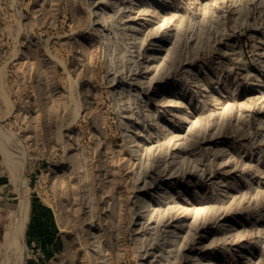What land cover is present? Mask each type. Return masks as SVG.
<instances>
[{
  "label": "rangeland",
  "instance_id": "rangeland-1",
  "mask_svg": "<svg viewBox=\"0 0 264 264\" xmlns=\"http://www.w3.org/2000/svg\"><path fill=\"white\" fill-rule=\"evenodd\" d=\"M0 132V264H264V0H0Z\"/></svg>",
  "mask_w": 264,
  "mask_h": 264
},
{
  "label": "bare ground",
  "instance_id": "bare-ground-1",
  "mask_svg": "<svg viewBox=\"0 0 264 264\" xmlns=\"http://www.w3.org/2000/svg\"><path fill=\"white\" fill-rule=\"evenodd\" d=\"M0 133H1V132H0ZM0 135H1V134H0ZM0 145H1V144H0ZM1 148H2V147H1ZM3 149H4V148H3ZM4 150H5V149H4ZM2 152H3V150H2ZM2 152H1V153H2ZM7 152H8V151H7ZM7 152L5 153V155L8 154ZM1 155H3V157H5V156H4V153L1 154ZM8 156H9V155H8ZM7 158H8V157H7ZM7 158H6V159H7ZM6 159H5V160H6ZM8 159H9V158H8ZM7 163H8V161H7ZM10 163L12 164V162H10ZM10 163H9V164H10ZM21 164H22V163H21ZM7 165H8V164H7ZM8 166H9V165H8ZM24 192H25V191H24ZM27 195H28V194H27ZM21 196H22V195H21ZM24 199H25V198H24ZM24 199H23V200H24ZM19 200H20V199H19ZM21 200H22V199H21ZM26 201H27V200H26ZM18 202H19V201H18ZM23 203H24V202H23ZM16 205H17V204H16ZM20 205H21V202H20ZM18 206H19V205H18ZM18 206H17V207H18ZM24 206H25V204H24ZM24 206H23V207H24ZM21 207H22V206H21ZM21 207H20V209H19V208H18V209L21 210ZM23 207H22V208H23ZM26 207H27V206H26ZM23 211L26 212V210H23V209H22V212H23ZM18 213H20V212H18ZM11 214H12V213H11ZM24 215H25V213H24ZM14 216H15V215H14ZM17 216H18V214H17ZM24 217H25V216H24ZM22 218H23V217H22ZM20 219H21V218H20ZM20 219H19V221H20ZM23 219H24V218H23ZM23 219H22V220H23ZM22 220H21V222L25 223V222L22 221ZM18 224H21V226H23L22 223H18ZM16 225H17V224H16ZM16 225H14L15 227H13V228H15V231H14V232H15V233H17V232L20 233V232H19V228H20V227H19V225H17V226H16ZM10 228H11V227H10ZM10 228H9V229H10ZM9 229H8V230H9ZM22 229H23V228H22ZM12 231H13V230H12ZM22 232H23V231H22ZM13 235H14V233H13V234H8V236L6 235L7 238H6V237H5V238H6V239H9V238L12 239V238H13ZM18 235H19V234H18ZM20 235H21V234H20ZM20 235H19V236H20ZM10 239H9V241H10ZM16 239H17V242H18V240L20 239V237L17 238V236H16ZM23 239H24V238H23ZM5 241H6V240H5ZM9 241H8V242H9ZM11 241H15V242H16V240H14V238H13ZM21 241H22V240H21ZM11 243H12V242H11ZM18 243H19V242H18ZM7 244H8V243H7ZM13 244H14V243H13ZM13 244H11V247H13V246H12ZM20 244H21V242H20ZM14 245H15V247H19L18 244H14ZM17 245H18V246H17ZM21 245H22V244H21ZM16 249H17V248H16ZM20 249H21V247H20ZM20 249H18V250H20Z\"/></svg>",
  "mask_w": 264,
  "mask_h": 264
}]
</instances>
